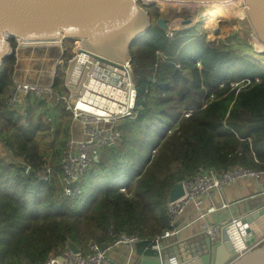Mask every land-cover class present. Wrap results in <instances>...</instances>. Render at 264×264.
Masks as SVG:
<instances>
[{
	"label": "trees",
	"instance_id": "1",
	"mask_svg": "<svg viewBox=\"0 0 264 264\" xmlns=\"http://www.w3.org/2000/svg\"><path fill=\"white\" fill-rule=\"evenodd\" d=\"M146 10L151 24L129 46L133 115L117 125L115 147H105L85 171L73 199L61 196L57 176L50 184L37 182L19 162L35 169L48 160L59 173L69 111L31 94L22 113L9 109L15 53L1 63L0 264H43L50 251L67 244H104L110 227L116 235L138 236L139 253H151L148 243L167 227L166 202L175 183L199 166L217 172L264 168V67L232 44L209 45L195 26L168 36L155 23L158 9ZM62 46L66 64L72 40ZM63 80L59 67L52 86L58 89ZM43 133L54 135L50 152L38 142Z\"/></svg>",
	"mask_w": 264,
	"mask_h": 264
},
{
	"label": "water",
	"instance_id": "2",
	"mask_svg": "<svg viewBox=\"0 0 264 264\" xmlns=\"http://www.w3.org/2000/svg\"><path fill=\"white\" fill-rule=\"evenodd\" d=\"M232 1L237 0H0V65L12 51L17 53L18 49L40 46L61 47L64 39L74 40L78 45L66 62L63 80L71 94L69 102L79 106L81 102H77V98L83 96V101L96 104L92 98L99 100L112 94L107 91L108 85L90 77L97 76L94 61L99 60L100 67L123 73L122 65L131 59V42L145 34L151 24L147 7L158 2L179 3L184 7ZM239 1L244 7L252 37L254 35L264 46V0ZM190 21L186 18L183 22ZM156 25L165 31L169 28L168 20L162 17L157 18ZM11 40L15 42L14 47ZM104 74L107 75V70H103L101 80L105 78ZM110 76L114 77V73ZM128 76L133 81L131 72ZM134 96L133 83L132 103ZM108 147L113 148L115 144ZM30 171L31 168L27 173ZM182 194V182L179 181L170 189L168 200ZM255 202L254 209L233 218L234 222L221 220L216 241L206 237L204 243H186L184 249L178 246L175 252L170 251L169 258H173L174 264H264V238L242 254L237 252L233 242L234 231L241 235L247 246L258 238L252 223L264 215V197ZM199 246L204 253L199 252ZM72 249L78 251L75 246Z\"/></svg>",
	"mask_w": 264,
	"mask_h": 264
},
{
	"label": "built area",
	"instance_id": "3",
	"mask_svg": "<svg viewBox=\"0 0 264 264\" xmlns=\"http://www.w3.org/2000/svg\"><path fill=\"white\" fill-rule=\"evenodd\" d=\"M255 54L256 56L250 58L258 61L264 67V60L261 59L264 56V51H255ZM60 56H62V52ZM61 61L62 59H60ZM94 64L97 67L95 70H98L96 72L97 76L90 75V77L108 85L110 89L107 91L112 95L111 97L102 96L99 100L92 98L96 104L83 101V96H79L77 102H81L85 108L78 106L77 103L70 104V93L65 96L56 93L52 86L53 77L51 82L47 84H39L35 81H20L13 77V82L6 95L7 107L19 113L24 110L26 96L28 94L38 99H43L44 96H53V102L56 104L62 101L65 104V109L71 115V120L80 124V137L77 138L68 135L65 140L64 148L57 163L59 169L58 174L47 160L39 163L35 169H31L30 171L33 178L40 183L50 184L53 177L57 176L62 188L61 196L64 198L73 199L80 195L83 174L98 159L105 147L112 143L115 144L119 139L120 132L117 129L119 122L123 118L133 115L132 109L134 107L135 96L132 103L131 87L133 81H130L128 76L131 72L130 62L122 65V74H117L111 69L100 67L99 60H95ZM103 70H107V75L104 74L105 78L101 80L99 77L103 75ZM112 73L117 78L116 81L111 80L113 76H110V74ZM120 78L124 79V81H121ZM19 162L24 167V170L28 171L30 169L29 164L25 160L19 158ZM239 179L264 180V168L255 169L233 166L217 172L199 166L194 174L181 181L183 194L174 200H167V227L150 240L147 248L153 251H159L163 240L177 234L179 231L177 221L185 209L191 204L199 211L198 218L204 221L203 227L208 238L211 241H215L219 233L220 223H208L206 216L213 214L217 208L214 204L202 207V199L210 196L213 191H220L223 187ZM227 206L226 203L222 202L221 208H226ZM234 221L235 219H231V223ZM234 232L232 233L233 242L239 254L244 253L264 238V236L259 235L254 242L247 246L244 244L241 235L238 233L235 235ZM108 234L110 240L104 244L89 240L86 243V251L77 247L78 251L74 252L71 244L65 245L60 251H50L43 261V264H107L109 262V252L115 246L120 245L132 250L134 245L141 241L136 235L125 233L116 235L113 233L111 227L109 228ZM174 262L173 258L170 257L166 261V264H174ZM19 264L29 263L23 260Z\"/></svg>",
	"mask_w": 264,
	"mask_h": 264
},
{
	"label": "crops",
	"instance_id": "4",
	"mask_svg": "<svg viewBox=\"0 0 264 264\" xmlns=\"http://www.w3.org/2000/svg\"><path fill=\"white\" fill-rule=\"evenodd\" d=\"M42 47L44 46L37 48ZM45 48L52 50L55 54L59 47L55 45L50 47L46 46ZM60 48L62 51L64 47L61 45ZM61 51L57 52L58 57ZM19 71L20 70L17 69L16 73L20 76ZM68 135L77 138L80 137V124L78 122L71 120ZM263 192L264 180L256 181L253 179H239L223 187L220 191H213L210 196L202 199L201 205L202 207H206L209 204H214L217 210L221 209L223 212L215 216L214 213L216 211L213 214L207 215V222L220 223L223 219H233L247 211H251L255 207L256 199L264 197ZM222 202L226 203L228 206L226 208H221ZM198 215L199 211L194 205H189L177 221L178 233L163 240L159 251L150 250L152 251L151 253H139L136 246L137 244L134 245L132 250L119 245L115 246L109 252V262L107 264H166V261L169 259V252H175L178 246H183L184 249L189 243H204L206 237L208 238L203 227L204 221L199 219ZM252 226L255 232H257V229H262L258 235L264 236V215L255 220ZM197 248L199 252L204 253V250H202L200 246Z\"/></svg>",
	"mask_w": 264,
	"mask_h": 264
},
{
	"label": "rangeland",
	"instance_id": "5",
	"mask_svg": "<svg viewBox=\"0 0 264 264\" xmlns=\"http://www.w3.org/2000/svg\"><path fill=\"white\" fill-rule=\"evenodd\" d=\"M156 6L158 7V12H160V16L162 15L168 16L169 18V22H168L169 28L168 30H166L168 35L170 34L171 36L172 32L175 30H187L195 26L198 30L200 29V32L204 34V38L206 42L211 46L218 44L220 42L228 45L232 44L233 49L235 51H240L242 55H245L247 57L256 56L255 51L257 50L253 46L254 44L252 41V33L246 18L243 19L230 18L219 22V36L210 37V33L208 29L205 27L202 17L206 5L205 6L186 5L184 7L183 6L176 7V6H167V5L161 6L158 3L156 4ZM186 18H189L191 21L188 23L183 22ZM234 37H238L243 46L238 47L235 44V41L233 40ZM74 42L75 41L73 40L72 48L70 49V52L72 54L76 45H78L77 44L78 42L75 43ZM45 47L46 46L42 48L31 47L21 50L18 49L17 50L18 54L14 52L16 54L15 56L16 62L12 77L20 81H32V82L35 81L39 84H47L51 82V79L54 76V73L57 68L60 67L64 73L66 64L64 62L63 55L60 56L59 54V57L57 55V52H60L61 48L58 46L59 47L58 51L54 54L52 50H48ZM61 52H64V50H62ZM60 59H62L61 62ZM261 59L264 60V56H262ZM17 69L20 70L19 71L20 76L17 75L16 73ZM53 89L56 93H59V95L65 96L68 94V91L65 88L64 83L62 82L58 85V89L55 87H53ZM43 99H45L46 102L48 103L47 106L55 104L53 102L54 101L53 96H44ZM60 103L63 102L61 101ZM23 111L24 110H22L21 113ZM44 117L45 115L42 116V118ZM53 138L54 135L51 136L44 134V136L38 137V142L43 149L47 148V150L50 152V150L54 148L52 144L50 146V141H52ZM121 191H125V190L121 189ZM221 212H223L221 209L216 210L214 216L221 214ZM82 249L86 251V246H83Z\"/></svg>",
	"mask_w": 264,
	"mask_h": 264
},
{
	"label": "bare ground",
	"instance_id": "6",
	"mask_svg": "<svg viewBox=\"0 0 264 264\" xmlns=\"http://www.w3.org/2000/svg\"><path fill=\"white\" fill-rule=\"evenodd\" d=\"M158 3L161 6L167 5V6H176V7L181 6L182 7V5L179 3H165V2H158ZM202 17H203L204 25L210 33V37H218L219 36V22H221L223 20L230 19V18L243 19L246 16H245L244 7L241 5V1L237 0V1H232V2H228V3H211V4H208V5H206L205 10L203 11ZM252 41L254 44L253 46L255 47V49L257 51L264 50L263 44L254 35L252 37ZM22 49H24V48H22ZM120 79H121V81H124V79H122V78H120ZM111 80L116 81L117 78L113 77V78H111ZM79 106L83 107V104L81 103V104H79ZM134 106H135V104H134ZM83 108H85V107H83ZM261 230L262 229H257V232H255V234L258 235ZM236 233H238V232L235 231L234 234L236 235Z\"/></svg>",
	"mask_w": 264,
	"mask_h": 264
},
{
	"label": "flooded vegetation",
	"instance_id": "7",
	"mask_svg": "<svg viewBox=\"0 0 264 264\" xmlns=\"http://www.w3.org/2000/svg\"><path fill=\"white\" fill-rule=\"evenodd\" d=\"M152 6H155L157 9H158V7L156 6V5H151V6H149L148 8H150V7H152ZM147 9V8H146ZM148 12V11H147ZM149 14V13H148ZM149 16H151L150 14H149ZM158 17H162V18H164V19H167L168 20V22H169V18H168V16H160V12H158V16L155 18V23H156V20H157V18ZM150 20H151V17H150ZM65 40V39H64ZM73 41V40H72Z\"/></svg>",
	"mask_w": 264,
	"mask_h": 264
}]
</instances>
